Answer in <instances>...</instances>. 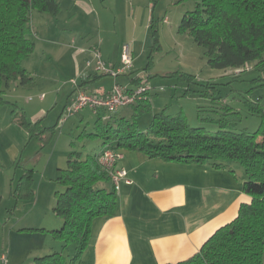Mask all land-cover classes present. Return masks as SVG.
<instances>
[{
    "label": "trees",
    "instance_id": "obj_1",
    "mask_svg": "<svg viewBox=\"0 0 264 264\" xmlns=\"http://www.w3.org/2000/svg\"><path fill=\"white\" fill-rule=\"evenodd\" d=\"M194 1L196 9L184 15L179 32L190 35L205 49L212 68L235 70L254 63L264 68V0ZM34 11L57 16L61 11L59 0H0L2 103L6 102L2 96L14 83L26 86L33 82L23 62L36 48L31 39ZM151 32L153 45L147 68L152 65L153 52L160 46L159 25L154 19ZM184 77L192 78L189 83H195L193 76ZM149 80L146 78V83ZM131 81L139 85L142 78L136 76ZM261 81H264L261 74L251 79L254 84ZM215 86L207 85V95L219 93ZM11 104L15 107L13 121L25 128L30 138L38 137L43 146L49 144L57 126L45 127L42 119L32 123L23 109ZM247 106L252 115L261 119L254 133L236 132L226 119H220L215 121L219 131L210 134L203 127H192L183 111L169 115L166 110L155 113L148 129L141 130L137 115L146 111V101L132 106L131 119L116 116L118 112L107 120L98 118L93 132L83 133L79 138L101 140L102 152L84 156L75 151L68 155L67 168L60 170L57 177L63 191H56L53 209L63 225L59 230L41 229L63 243L62 251L37 257L35 264H87L83 255L92 238L93 222L114 216L118 206L114 185L110 190L101 186L112 182L100 163L107 150L139 151L150 158L175 162L239 164L246 178L243 191L251 197V202L243 204L236 219L216 231L198 253L177 264H264V103L247 101ZM225 110L226 115L238 114L230 106L225 105ZM31 173L20 179L14 193L23 196L24 189L30 188ZM33 194L31 190L26 197Z\"/></svg>",
    "mask_w": 264,
    "mask_h": 264
},
{
    "label": "rangeland",
    "instance_id": "obj_2",
    "mask_svg": "<svg viewBox=\"0 0 264 264\" xmlns=\"http://www.w3.org/2000/svg\"><path fill=\"white\" fill-rule=\"evenodd\" d=\"M86 2L93 11L95 5L100 10H103V4L106 5L103 14L105 18L101 19V23L99 21L102 34L96 30V10L88 16L78 13L74 19L76 24L79 23L88 31H96L87 39H91L88 46L102 44L106 55L116 57L115 50L119 44L130 45L136 40L135 45L131 44L136 48L132 70L135 75L150 78L149 87H154L151 98L148 96L152 104L146 101V111L137 115L141 130H147L153 115L163 110L169 115L183 111L192 127H203L210 134L219 131L220 127L215 121L220 119H226L230 128L236 132L254 133L258 130L261 119L250 113L247 101L261 100L264 103V81L257 84L251 82L258 74L264 76V68L256 65L257 63L235 70L212 68L205 49L197 45L190 35L179 32L184 15L196 9L194 0ZM59 4L63 9L61 20L68 18L74 0H59ZM153 19L158 21L160 46L153 52L152 65L147 68L153 44L150 30ZM50 22L61 21L38 11L32 13L34 32L31 39L37 45V51L23 66L34 73L32 76L36 83L29 88L13 86L2 96L8 103L0 102V264H35L37 257L62 251V242L41 229L55 227L52 229L59 230L63 225L62 219L53 211L56 203L55 192L63 191V187L57 182V167L67 168V158L63 152L71 140L76 142L75 151L83 150L84 147L80 145L82 139L79 137L86 130L91 131L95 120L90 115V110L85 109L80 112V116H89V125H78V114L63 123V119L67 117L63 108L70 90L75 86L76 78L74 73L57 74L54 77L52 72L57 69L55 63L47 65L46 68L41 66L42 53L48 51L41 40L46 36L44 32ZM101 39H104V44ZM48 53L53 56L59 50L57 47L50 48ZM48 71L52 75H48ZM123 75L104 77L101 84L92 85L90 93L100 95L94 90L102 85L109 88L115 78L124 79ZM184 75L193 76L195 83H189L192 78L188 79ZM209 83L216 84L219 92L217 95H207L206 87ZM41 94H45L42 101L39 99ZM11 103L21 109L27 107L29 120H32L38 109L45 110L46 126L56 125L63 113L49 144L43 146L38 137L30 138L27 130L13 121L12 111L15 107ZM225 105L238 114L226 115ZM131 109L133 107L127 108L121 115L131 119ZM236 166L241 176H245L243 168L238 164ZM30 171V188L27 191L24 189L23 196L17 195L14 190L18 188L20 179ZM31 190L33 196L26 197ZM2 256L6 258L5 262Z\"/></svg>",
    "mask_w": 264,
    "mask_h": 264
},
{
    "label": "crops",
    "instance_id": "obj_3",
    "mask_svg": "<svg viewBox=\"0 0 264 264\" xmlns=\"http://www.w3.org/2000/svg\"><path fill=\"white\" fill-rule=\"evenodd\" d=\"M95 10L97 11L95 19L98 24L96 30L102 34L100 23L101 19L105 18L103 14L106 5L103 4V10L96 9L95 5ZM92 11V7L87 4L86 0H74L68 18L61 20L62 8L57 16L47 14L61 22H50L46 26L44 32L46 36L41 41L48 51L42 53L41 66L46 68L47 65L55 63L57 69L52 72L54 77L57 74L74 73L73 76L76 78L75 86L70 90L63 113L79 90L90 93L92 85L101 84L104 77L108 76L86 67V63L92 60L95 50L101 52L102 59L108 67L120 66L122 43L115 50L116 57H110L111 55L105 54L102 44L101 46H88L91 39L88 41L87 39L90 38L91 33H96V31H88L84 26L74 22L78 13L88 16L94 13ZM33 32L34 30L32 34ZM102 42L104 44V39ZM135 43L134 39L131 44L135 45ZM54 47L58 48L59 53L52 56L48 52ZM131 48L134 54L136 48L132 45ZM36 51L37 45L32 55ZM26 70L33 78L34 73L29 68ZM123 76L124 79L121 80L115 78L113 85L109 88L102 85L94 91L105 97L116 84L129 89L136 86L131 83V80L138 76L133 70ZM35 83L36 80L33 78V82L23 88L32 87ZM15 85L18 87L19 83H14L11 88ZM152 88L154 87L151 86L147 97L151 98ZM149 97L147 102H149ZM39 99L41 101L45 99V94H41ZM130 107L119 110L116 116L124 117L121 112ZM23 110L27 115V107ZM130 111L132 116L134 109ZM89 112L92 117H95L90 132H93L98 118L101 117L103 120L110 118V116L105 118L103 112L99 115L91 110ZM63 113L59 116L56 125L59 124ZM45 114V110L38 109L32 120H28L35 123L42 119L45 127H55L56 125H45L47 116ZM79 119L77 123L80 126L91 123L89 116L82 115ZM67 121L68 119L66 121L63 119V123ZM90 132L86 130L85 133ZM81 141L80 145L84 148L76 152H82L84 156L100 154L103 150L102 141L99 139L93 141L82 139ZM75 147L76 142L71 140L70 145L63 152L67 161L68 155L75 152ZM118 152L122 157L118 160L117 168L127 172V179L130 183L121 181L118 186L116 214L112 217L97 218L93 222L92 238L83 255L87 264H177L186 261L198 253L216 231L235 220L243 204L251 202V197L243 191L246 178L238 172L237 163L212 161L185 163L150 158L139 151L118 150ZM57 169L58 175L60 170H64L61 166ZM101 186L110 190L113 184L110 182ZM57 224L62 223L57 222ZM52 228L55 227H44L47 231L54 230Z\"/></svg>",
    "mask_w": 264,
    "mask_h": 264
},
{
    "label": "built area",
    "instance_id": "obj_4",
    "mask_svg": "<svg viewBox=\"0 0 264 264\" xmlns=\"http://www.w3.org/2000/svg\"><path fill=\"white\" fill-rule=\"evenodd\" d=\"M133 65L134 54L131 45L129 44H124L122 46L120 66L117 68L108 67L103 61L99 50H95L93 59L86 63V67L88 69L114 77L132 72ZM138 77L142 78V82L141 84L136 85L135 88L129 89L128 87L116 84L111 92L105 97L79 90L74 100L66 109L67 117L64 118V121L76 114H79L85 109L91 110L96 115L103 112L105 114V118H108L123 108L147 101V94L151 88L149 87V84L146 83V78L141 75H138ZM121 157V154L115 150H107L100 157V163L110 174L112 184L116 190L118 189L121 181H125L128 184L130 183L127 179V172L123 169L117 168L118 160ZM2 258L3 262H5L6 258L4 256H2Z\"/></svg>",
    "mask_w": 264,
    "mask_h": 264
}]
</instances>
